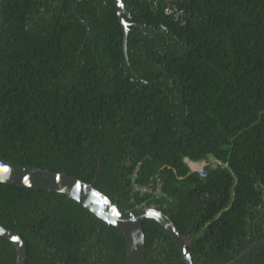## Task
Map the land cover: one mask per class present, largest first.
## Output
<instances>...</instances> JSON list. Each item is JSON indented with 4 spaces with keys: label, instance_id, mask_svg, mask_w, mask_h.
I'll return each instance as SVG.
<instances>
[{
    "label": "trees",
    "instance_id": "16d2710c",
    "mask_svg": "<svg viewBox=\"0 0 264 264\" xmlns=\"http://www.w3.org/2000/svg\"><path fill=\"white\" fill-rule=\"evenodd\" d=\"M123 2L151 33L129 26L139 77L114 0H1L0 159L87 182L99 165L119 209L157 206L195 264H225L264 239V0ZM157 177L163 195L133 189ZM0 224L25 264H125L122 231L58 191L0 182ZM142 225L150 262L184 264L159 222ZM16 256L0 235V264ZM241 264H264V245Z\"/></svg>",
    "mask_w": 264,
    "mask_h": 264
},
{
    "label": "water",
    "instance_id": "95a60500",
    "mask_svg": "<svg viewBox=\"0 0 264 264\" xmlns=\"http://www.w3.org/2000/svg\"><path fill=\"white\" fill-rule=\"evenodd\" d=\"M114 2L116 4L118 20L122 28V44L125 61L131 73L135 77H139L133 69L127 52L129 26L134 24L144 34L150 35L151 33L146 32L143 26L138 22L129 21L124 18V14H129V10L125 7L123 0H114ZM76 3L77 2H73L72 4V11L86 27L87 33L85 36L87 37L90 35L89 25L86 20L77 13ZM0 7L2 22L3 13L1 0ZM5 168L8 169L7 172L4 171ZM98 169L99 165L95 171L93 180L87 182L69 175L65 171H53L39 167L14 165L9 161L0 159V182L64 193L108 224L116 226L122 231L126 240L125 264H164L163 262H150L149 258L146 256V238L142 225V220L146 218L156 220L165 228L175 242L184 264H195L186 244L185 234L179 231L176 224L162 209L155 205L135 207L128 210L119 209L116 201L112 200L108 195L95 187L94 183ZM0 235L8 238L15 245L17 251L16 264H25L27 253L22 237L17 232L1 224ZM261 245H264V239L256 238L246 249L225 264L244 263L250 254Z\"/></svg>",
    "mask_w": 264,
    "mask_h": 264
},
{
    "label": "built area",
    "instance_id": "2783aa9c",
    "mask_svg": "<svg viewBox=\"0 0 264 264\" xmlns=\"http://www.w3.org/2000/svg\"><path fill=\"white\" fill-rule=\"evenodd\" d=\"M197 166H198V168H195V170L198 172L199 176L200 177L206 176L207 171L204 168V163L198 164ZM191 168H192V166H191ZM156 179H157V181L155 183L154 189H151V187L148 188V186H138L136 184H134L133 189L134 190H142L143 193L154 192L157 195H163L161 190H160L162 181L159 179V177H157ZM136 207H140V206L137 205Z\"/></svg>",
    "mask_w": 264,
    "mask_h": 264
},
{
    "label": "rangeland",
    "instance_id": "374dc122",
    "mask_svg": "<svg viewBox=\"0 0 264 264\" xmlns=\"http://www.w3.org/2000/svg\"><path fill=\"white\" fill-rule=\"evenodd\" d=\"M203 162L199 163V164H202ZM190 165L192 166V168H198L197 166V163H190ZM224 166V164H222ZM213 166H215V164H213ZM198 233H194L193 234V237L197 236Z\"/></svg>",
    "mask_w": 264,
    "mask_h": 264
},
{
    "label": "crops",
    "instance_id": "0c3cea01",
    "mask_svg": "<svg viewBox=\"0 0 264 264\" xmlns=\"http://www.w3.org/2000/svg\"><path fill=\"white\" fill-rule=\"evenodd\" d=\"M185 161L188 163V164H190V163H197V165L199 164V163H201V162H203V161H201V162H197V161H192V160H190V159H188V158H185ZM191 166V165H190ZM192 170H195V168H191Z\"/></svg>",
    "mask_w": 264,
    "mask_h": 264
},
{
    "label": "clouds",
    "instance_id": "9594fccd",
    "mask_svg": "<svg viewBox=\"0 0 264 264\" xmlns=\"http://www.w3.org/2000/svg\"><path fill=\"white\" fill-rule=\"evenodd\" d=\"M204 163V162H203ZM213 164H215V166H213ZM213 164H211V166L214 168V167H216V163H213ZM223 166V165H222ZM141 207V206H140ZM157 207V206H156ZM187 244V243H186Z\"/></svg>",
    "mask_w": 264,
    "mask_h": 264
},
{
    "label": "flooded vegetation",
    "instance_id": "af4514ba",
    "mask_svg": "<svg viewBox=\"0 0 264 264\" xmlns=\"http://www.w3.org/2000/svg\"><path fill=\"white\" fill-rule=\"evenodd\" d=\"M156 250H157V248L155 250H153V252H152L153 256H154V254H156V252H157Z\"/></svg>",
    "mask_w": 264,
    "mask_h": 264
},
{
    "label": "snow or ice",
    "instance_id": "6c2138e0",
    "mask_svg": "<svg viewBox=\"0 0 264 264\" xmlns=\"http://www.w3.org/2000/svg\"><path fill=\"white\" fill-rule=\"evenodd\" d=\"M4 171H5V172H7V171H8V169H7V168H5V169H4Z\"/></svg>",
    "mask_w": 264,
    "mask_h": 264
},
{
    "label": "bare ground",
    "instance_id": "6f19581e",
    "mask_svg": "<svg viewBox=\"0 0 264 264\" xmlns=\"http://www.w3.org/2000/svg\"><path fill=\"white\" fill-rule=\"evenodd\" d=\"M133 174H134V173H133ZM134 181H135V180H134ZM134 181H133V182H134Z\"/></svg>",
    "mask_w": 264,
    "mask_h": 264
}]
</instances>
